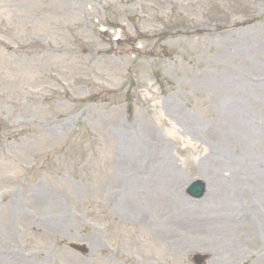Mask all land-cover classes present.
<instances>
[{"label":"rangeland","instance_id":"obj_1","mask_svg":"<svg viewBox=\"0 0 264 264\" xmlns=\"http://www.w3.org/2000/svg\"><path fill=\"white\" fill-rule=\"evenodd\" d=\"M263 94L264 0H0V264H264Z\"/></svg>","mask_w":264,"mask_h":264},{"label":"bare ground","instance_id":"obj_2","mask_svg":"<svg viewBox=\"0 0 264 264\" xmlns=\"http://www.w3.org/2000/svg\"><path fill=\"white\" fill-rule=\"evenodd\" d=\"M262 98H264V94L262 96ZM263 100V99H262ZM234 102L230 99L229 101H224V107L227 111V114L229 115V111L232 110L233 106H234ZM236 108V106H234ZM241 116L243 119H239L238 121L242 123L243 127H246L247 129H249V138L253 141L255 140L254 136L257 138L261 137V131L260 128H254L251 127V123L249 121V115L247 112L243 113L242 111L238 110L237 112H235V114H233L232 116ZM245 140L250 141L247 137H245ZM136 154V158H137ZM260 158V157H259ZM263 159L258 163V165H255V167L257 169H252L250 168V165H246L245 167H238L235 168V172L233 173L232 177H231V181L233 182L232 184H226V186L223 188L225 189V198H228L229 200L231 199V196L238 193L240 189H243V185H246V187H248L247 189H249V191L253 194V195H258L259 197H263L262 201L264 202V154H263ZM138 160V159H137ZM137 162V161H136ZM227 171V170H225ZM233 172V170H231ZM262 174V175H260ZM258 175V176H257ZM251 176H253V178H251ZM208 187V186H207ZM257 196V197H258ZM227 199V204H226V209H227V205H228V211L230 212H226L227 214H230L232 212H234L235 207L234 205L229 202ZM232 201V200H230ZM233 202V201H232ZM249 212L247 210V208H242L241 212H237L235 213V215H239L240 213H243L244 217L249 219ZM255 215V221L256 225L255 227L259 230V232H261V226L263 223L262 220V215L261 212H256L253 211L252 212Z\"/></svg>","mask_w":264,"mask_h":264}]
</instances>
